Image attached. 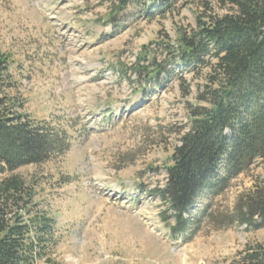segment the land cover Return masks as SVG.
Returning <instances> with one entry per match:
<instances>
[{
    "label": "rangeland",
    "instance_id": "1",
    "mask_svg": "<svg viewBox=\"0 0 264 264\" xmlns=\"http://www.w3.org/2000/svg\"><path fill=\"white\" fill-rule=\"evenodd\" d=\"M137 1L114 12L111 0H0L7 93L67 143L15 171L55 220L57 244L37 264H229L248 245L264 246V227L241 223L235 207L257 165L201 193L180 221L167 211L159 190L199 79L184 74L183 95L176 71L147 81L133 70L143 48L160 60L158 43L172 44L206 8L227 7L177 0L146 17Z\"/></svg>",
    "mask_w": 264,
    "mask_h": 264
},
{
    "label": "trees",
    "instance_id": "2",
    "mask_svg": "<svg viewBox=\"0 0 264 264\" xmlns=\"http://www.w3.org/2000/svg\"><path fill=\"white\" fill-rule=\"evenodd\" d=\"M177 0H142L141 11L164 15ZM227 11L206 8L195 26L177 29L172 44L161 41V59L143 48L134 72L147 81L177 72L183 95L199 79L195 102L187 104V127L178 133L166 181L159 190L176 219L206 192L222 190L257 165L260 172L235 207L241 223L264 227V0H215ZM111 0L113 11L140 4ZM208 7V6H206ZM169 66L168 69L166 67ZM8 56L0 54V264H37L58 241L55 220L39 207L33 185L15 171L41 164L67 146L64 136L21 111L10 96ZM176 69V70H175ZM180 69V70H177ZM174 230L176 228L173 227ZM229 264H264V246L248 245Z\"/></svg>",
    "mask_w": 264,
    "mask_h": 264
}]
</instances>
